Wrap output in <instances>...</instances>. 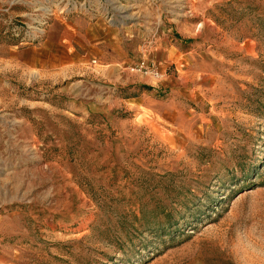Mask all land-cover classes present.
Masks as SVG:
<instances>
[{"label": "rangeland", "instance_id": "obj_1", "mask_svg": "<svg viewBox=\"0 0 264 264\" xmlns=\"http://www.w3.org/2000/svg\"><path fill=\"white\" fill-rule=\"evenodd\" d=\"M0 264H264V0H0Z\"/></svg>", "mask_w": 264, "mask_h": 264}, {"label": "built area", "instance_id": "obj_2", "mask_svg": "<svg viewBox=\"0 0 264 264\" xmlns=\"http://www.w3.org/2000/svg\"><path fill=\"white\" fill-rule=\"evenodd\" d=\"M15 2H13L14 4ZM41 11L40 17L37 18L34 22H27V14L20 13L17 15H10L3 19V31L8 33L9 36L14 37L18 40L21 44L26 43H38L41 41L45 34V25H46V9H42L41 7L38 8ZM91 9L88 5H84V3H75L73 8L64 7L60 10L61 14H69V13H76V14H85L90 15L88 13ZM50 14V13H49ZM45 15V16H44ZM142 65H140V68Z\"/></svg>", "mask_w": 264, "mask_h": 264}, {"label": "bare ground", "instance_id": "obj_3", "mask_svg": "<svg viewBox=\"0 0 264 264\" xmlns=\"http://www.w3.org/2000/svg\"><path fill=\"white\" fill-rule=\"evenodd\" d=\"M118 13H122L120 10H118Z\"/></svg>", "mask_w": 264, "mask_h": 264}]
</instances>
